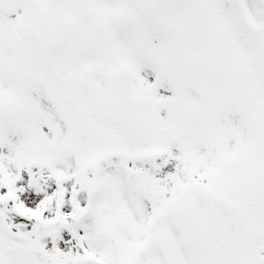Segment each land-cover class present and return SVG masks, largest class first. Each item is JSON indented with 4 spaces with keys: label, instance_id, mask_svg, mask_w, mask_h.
<instances>
[{
    "label": "snow or ice",
    "instance_id": "obj_1",
    "mask_svg": "<svg viewBox=\"0 0 264 264\" xmlns=\"http://www.w3.org/2000/svg\"><path fill=\"white\" fill-rule=\"evenodd\" d=\"M0 264H264V0H0Z\"/></svg>",
    "mask_w": 264,
    "mask_h": 264
}]
</instances>
